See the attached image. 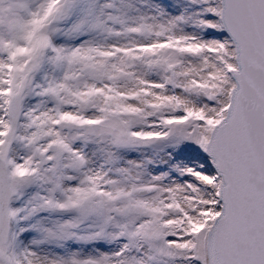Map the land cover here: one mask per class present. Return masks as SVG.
<instances>
[{
  "label": "snow or ice",
  "instance_id": "obj_1",
  "mask_svg": "<svg viewBox=\"0 0 264 264\" xmlns=\"http://www.w3.org/2000/svg\"><path fill=\"white\" fill-rule=\"evenodd\" d=\"M0 264H264V0H0Z\"/></svg>",
  "mask_w": 264,
  "mask_h": 264
}]
</instances>
